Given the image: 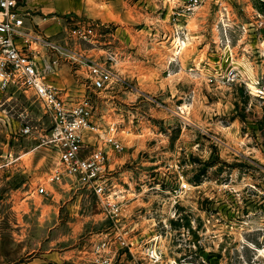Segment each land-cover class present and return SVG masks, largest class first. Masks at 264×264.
Masks as SVG:
<instances>
[{"label": "rangeland", "instance_id": "obj_1", "mask_svg": "<svg viewBox=\"0 0 264 264\" xmlns=\"http://www.w3.org/2000/svg\"><path fill=\"white\" fill-rule=\"evenodd\" d=\"M140 5L160 20H90L94 43L67 30L63 41L122 79L101 100L125 145L115 166L123 217H107L85 188L37 194L57 162L44 142L50 121L32 96L0 93V264H264V0L232 2L229 19L201 8L179 55L169 14ZM63 65L71 94L92 92L88 67ZM102 242L113 252L98 253Z\"/></svg>", "mask_w": 264, "mask_h": 264}, {"label": "built area", "instance_id": "obj_2", "mask_svg": "<svg viewBox=\"0 0 264 264\" xmlns=\"http://www.w3.org/2000/svg\"><path fill=\"white\" fill-rule=\"evenodd\" d=\"M147 1L141 0L146 7ZM232 2L237 0H153L151 4L158 8V14H169L174 25L172 44L179 55L177 52L189 40V19L212 4L222 18L229 19ZM25 18L19 0H0V93L22 91L38 102L50 121V132L44 142L57 154L55 167L38 184L36 192L54 197L63 187L85 188L96 195L105 215L118 221L128 207L125 191L115 181L117 155L125 150V145L119 135V122L108 118L107 107L101 100L106 96L101 94L122 79L111 64L78 55L68 42L52 40L30 27ZM96 27L95 22L84 20L66 30L70 38L94 43ZM66 62L88 67L92 92L77 97V93L71 94L70 88L56 83L55 77ZM226 75L232 81L238 78L234 68ZM22 130L30 133L31 127L26 125ZM189 189L190 184L182 181L179 191L185 193ZM116 238L129 247L123 235ZM100 252L112 253L113 249L108 242H102L98 246ZM101 258L103 264H111V256L101 255Z\"/></svg>", "mask_w": 264, "mask_h": 264}, {"label": "crops", "instance_id": "obj_3", "mask_svg": "<svg viewBox=\"0 0 264 264\" xmlns=\"http://www.w3.org/2000/svg\"><path fill=\"white\" fill-rule=\"evenodd\" d=\"M26 23L37 31L50 37L52 40L63 42L66 29L71 20L76 18L101 21L103 23H126L133 25L135 22H146L147 17L160 20L156 11L145 13L140 5V0H19ZM153 1V0H150ZM156 28V27H155ZM64 64V63H63ZM55 77L56 83L70 88L75 87L72 76L64 77V66ZM72 75V74H71Z\"/></svg>", "mask_w": 264, "mask_h": 264}, {"label": "bare ground", "instance_id": "obj_4", "mask_svg": "<svg viewBox=\"0 0 264 264\" xmlns=\"http://www.w3.org/2000/svg\"><path fill=\"white\" fill-rule=\"evenodd\" d=\"M186 46V42L185 43H183V48ZM182 52V49H181V51H179V52H177L178 54H180ZM252 87L253 88H255L253 85H252ZM256 89V88H255Z\"/></svg>", "mask_w": 264, "mask_h": 264}]
</instances>
